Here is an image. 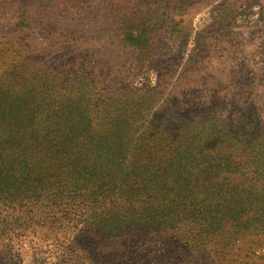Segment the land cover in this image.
I'll return each mask as SVG.
<instances>
[{"label": "rangeland", "instance_id": "rangeland-1", "mask_svg": "<svg viewBox=\"0 0 264 264\" xmlns=\"http://www.w3.org/2000/svg\"><path fill=\"white\" fill-rule=\"evenodd\" d=\"M72 78L91 103L121 93L122 117L133 93L142 108L203 96L264 111V0H0V121L26 117L17 112L34 105L31 86ZM35 206L0 211V264H264V232L246 219L227 231L239 247L228 249L140 229L135 214Z\"/></svg>", "mask_w": 264, "mask_h": 264}, {"label": "trees", "instance_id": "trees-1", "mask_svg": "<svg viewBox=\"0 0 264 264\" xmlns=\"http://www.w3.org/2000/svg\"><path fill=\"white\" fill-rule=\"evenodd\" d=\"M72 81L31 86L35 106L17 112L26 117L0 121V211L46 204L135 214L140 229L182 230L199 245L228 249L239 247L227 231L241 233L244 219L264 232V120L256 115L264 111H226L203 96L142 108L133 93L122 117L113 109L121 93L91 103ZM243 109L255 118L247 121ZM143 111L148 118L133 117Z\"/></svg>", "mask_w": 264, "mask_h": 264}]
</instances>
